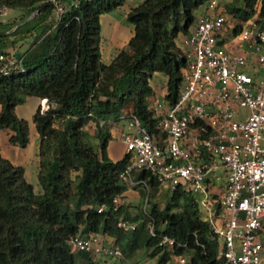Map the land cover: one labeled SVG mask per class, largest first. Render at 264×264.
<instances>
[{
	"label": "trees",
	"instance_id": "obj_1",
	"mask_svg": "<svg viewBox=\"0 0 264 264\" xmlns=\"http://www.w3.org/2000/svg\"><path fill=\"white\" fill-rule=\"evenodd\" d=\"M126 1L61 0L65 11L58 14L52 0H0V10L22 11L19 20L0 23V55L18 48L16 66L0 68V129L9 131L12 145L25 148L31 126L17 106L28 97L50 105L47 111L39 107L32 120L40 138V192L25 167L0 152V264H100L69 244L72 236L91 232L115 237L125 257L147 248L157 264L175 256H186L187 264H222V239L202 218L190 187L178 185L163 205L162 182L139 170L137 178L145 183L135 189L149 206L134 213L124 202L128 187L121 179L130 155L114 161L108 154L111 127L123 117L135 115L155 138L165 136L151 105V81L157 73L167 76L165 98L171 105L177 101L187 68L179 40L208 0H143L127 15L133 36L106 59L101 17ZM258 1L244 0L228 11L243 22L257 12ZM258 17L264 19V6ZM116 197L122 202L115 210ZM120 220L137 225L125 230ZM165 235L175 244L161 245Z\"/></svg>",
	"mask_w": 264,
	"mask_h": 264
},
{
	"label": "built area",
	"instance_id": "obj_2",
	"mask_svg": "<svg viewBox=\"0 0 264 264\" xmlns=\"http://www.w3.org/2000/svg\"><path fill=\"white\" fill-rule=\"evenodd\" d=\"M52 1L58 14L65 11L61 0ZM206 8L179 41L187 68L177 101L171 105L164 96L152 104L165 136L155 138L137 116L128 117L122 141L130 162L121 179L135 189L145 183L136 172L148 170L172 190L183 184L204 195L200 203L205 205L212 201L209 174L220 162L227 172L217 201L222 224L211 226L222 239V264H264V27L251 19L238 22L220 8L219 0H208ZM228 38H238L243 51L222 43ZM15 66L14 55H0L2 71ZM41 107L47 111L50 105ZM204 154L208 162L201 160ZM120 202L114 199L115 210ZM105 209L101 205L99 212ZM143 209H148L146 202ZM136 225L118 222L125 230ZM151 233L155 235L153 227ZM69 244L94 256L125 258L115 237L101 232L78 233ZM174 244V238L163 236L161 245ZM178 257L180 264L188 263L186 256Z\"/></svg>",
	"mask_w": 264,
	"mask_h": 264
},
{
	"label": "crops",
	"instance_id": "obj_3",
	"mask_svg": "<svg viewBox=\"0 0 264 264\" xmlns=\"http://www.w3.org/2000/svg\"><path fill=\"white\" fill-rule=\"evenodd\" d=\"M143 0H127L126 3L119 8L115 9L112 12L105 13L101 17V26H102V36H103V43H102V51L104 53V56L106 59H108L113 52L115 51L116 48H121L124 47L130 40V38L134 34V25L131 23H126L127 15L130 12L131 8L139 5ZM220 3V8L228 11V8L231 6H242L244 3V0H239V2H235V0H219ZM264 6V0H259L257 4V12L250 17L249 19L255 21L258 25L264 27V19L261 21L260 18L258 17V12L260 9ZM207 12L206 5L202 6L198 11H197V18L198 20ZM233 16V15H232ZM234 17V16H233ZM236 19V18H235ZM197 20V21H198ZM237 20V19H236ZM239 22V20H237ZM244 22V21H243ZM181 39V38H180ZM180 41V40H179ZM228 48H235L238 49L240 40L238 38H228L227 40H223V42ZM241 51H243V48H240ZM168 82V77L165 76L164 74L157 73L154 75L151 84L155 90V96L152 98V104L158 99V100H164V96L166 95V84ZM27 102L29 103L26 104V108L23 109V106L19 104L17 106V113L20 117L28 119L30 122L31 126V141L27 147L24 148V150L20 151L19 148L11 147L6 151L5 153L1 151L0 152L10 159L14 164L16 165H23L25 169L27 168V161L30 158L33 163L31 166L33 169L31 171L33 172V179L35 180V183H38V172H39V145H40V138L39 135L36 133L35 126L33 124V115L37 111L39 107H41L43 104L47 103V99H39V98H27ZM29 101V102H28ZM151 104V105H152ZM25 105V104H24ZM168 106L165 104L164 109H167ZM23 109V110H21ZM0 110H1V105H0ZM21 110V111H20ZM20 111V112H19ZM129 126V118L123 117L120 121L114 122L112 127H111V133H112V138L116 139L117 144L119 145L118 149L115 151H111V149L108 146V154L111 159L114 161L122 159L125 154L117 159H114L113 155L117 154L120 147H125V144L122 141V136L123 133L128 130ZM6 135H9L8 132H6ZM111 141V140H110ZM110 144V142H109ZM19 152H17L16 150ZM22 154V155H20ZM26 156L24 157V155ZM31 156V157H29ZM118 156V154H117ZM29 157V158H28ZM201 160L203 162H208L209 157L207 154H204L201 156ZM224 169L223 174L219 173L220 168ZM27 170V169H26ZM27 173V172H26ZM29 174V173H27ZM28 176V175H27ZM26 176V177H27ZM28 179V178H27ZM226 181H227V172L225 167L218 162L217 166L212 169V171L209 174L208 178V189L209 193L208 196L212 198L213 204L212 206H209V202H212L211 200H208L209 202L207 204L200 203V210H201V215L202 218L206 221H208L211 225H216L219 226L222 224V221L219 216V206H218V199L220 196L223 194L225 191L226 187ZM31 182V181H30ZM32 183V182H31ZM33 184V183H32ZM33 184V185H34ZM164 185V184H163ZM162 185V186H163ZM40 186V185H39ZM159 192V196L161 197L162 192L164 190L162 189ZM165 186L170 187L169 184H165ZM35 187V185H34ZM171 188V187H170ZM138 189H132L128 188V190L124 193L125 195V202L131 203L134 200L137 201V199L140 198L139 193L137 192ZM41 191V187L39 188L38 192ZM172 191V188H171ZM159 197V200L161 201V198ZM199 202L202 199H205L204 195H201L197 197ZM132 210V209H131ZM157 259L158 257H151L147 258L142 264H157ZM135 264V263H132ZM168 264V263H167Z\"/></svg>",
	"mask_w": 264,
	"mask_h": 264
},
{
	"label": "rangeland",
	"instance_id": "obj_4",
	"mask_svg": "<svg viewBox=\"0 0 264 264\" xmlns=\"http://www.w3.org/2000/svg\"><path fill=\"white\" fill-rule=\"evenodd\" d=\"M21 13H22V11L20 9H7V8H5L3 10H0V23L1 22H5V23L11 22L12 20L17 21L20 19ZM126 23H130L128 21V19H126ZM25 48H26V46H24L21 50H23ZM17 49H18L17 47L10 48L9 49V55H6V57L11 59ZM29 98H31V97H29ZM32 98H35V97H32ZM26 100H28V99H26ZM25 102H27V101H25ZM25 102L21 104V106H23V109L26 108V106H27L26 104H29V103H25ZM23 109H21V110H23ZM6 132L9 133L8 130L0 129V149H1V151L5 153L11 147L12 148L13 147L19 148L20 151L24 150L23 147L12 145L9 142L10 134L6 135ZM92 142H93V144H95L96 143L95 139H92ZM118 147H119V145L117 144L116 139L112 138L110 141V144H109V148L113 152V151L117 150ZM16 151L19 152L18 150H16ZM125 151H126L125 147H120V149L117 153L118 156H117V154L113 155L114 159H117V157L118 158L122 157L125 154ZM20 155H22V154H20ZM25 156H26V154L24 155V157ZM29 157H31V156H29ZM32 163H33V161H31V159L29 158L27 163H26L27 164L26 172L29 174L26 173V176L28 175L27 176L28 180L34 184L35 180L32 178L33 172L31 171V169H33V167H32L33 165L31 166ZM219 173L220 174L225 173L224 169L222 167L219 169ZM34 185H35V187H34L35 191L38 192L40 186L38 185V183H35ZM162 189L164 190V192H162L161 197L160 196L159 197L161 198V203L164 205L169 200L172 191H171V188L165 186V184L162 186ZM137 192L139 193L140 198L137 199V201L134 200L133 202L130 203V208L132 209V211L134 213L139 212L141 209H143V206H145V200H143V195L141 193V190L138 189ZM199 196H197V197H199ZM148 206H149V204H148ZM148 252L149 251L147 248H139L131 256L125 257V258L108 257V256H102V255L94 256V257L100 264H129V263L142 264L145 260H147V258H151V256L148 254ZM179 261H180V258L178 256H175L172 258L171 261L168 262V264H180Z\"/></svg>",
	"mask_w": 264,
	"mask_h": 264
},
{
	"label": "water",
	"instance_id": "obj_5",
	"mask_svg": "<svg viewBox=\"0 0 264 264\" xmlns=\"http://www.w3.org/2000/svg\"><path fill=\"white\" fill-rule=\"evenodd\" d=\"M32 17H33V15H32L30 18H28L26 21H29ZM26 21H25V22H26ZM16 57H17L18 59H21V53H20V52L16 53Z\"/></svg>",
	"mask_w": 264,
	"mask_h": 264
}]
</instances>
